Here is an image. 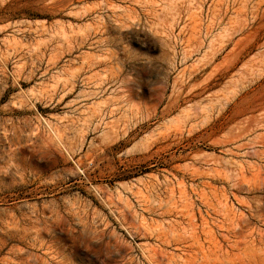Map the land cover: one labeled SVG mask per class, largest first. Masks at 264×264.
I'll list each match as a JSON object with an SVG mask.
<instances>
[{
	"label": "rangeland",
	"instance_id": "1",
	"mask_svg": "<svg viewBox=\"0 0 264 264\" xmlns=\"http://www.w3.org/2000/svg\"><path fill=\"white\" fill-rule=\"evenodd\" d=\"M0 264H264V0H0Z\"/></svg>",
	"mask_w": 264,
	"mask_h": 264
}]
</instances>
